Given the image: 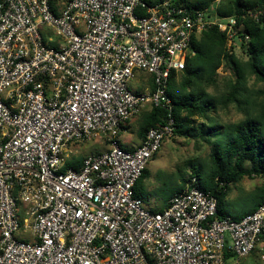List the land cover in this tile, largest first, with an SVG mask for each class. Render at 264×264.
I'll return each instance as SVG.
<instances>
[{
	"label": "built area",
	"instance_id": "2783aa9c",
	"mask_svg": "<svg viewBox=\"0 0 264 264\" xmlns=\"http://www.w3.org/2000/svg\"><path fill=\"white\" fill-rule=\"evenodd\" d=\"M211 27L243 40L236 18L183 0H0V264H236L256 249L264 202L218 219L195 177L162 211L134 193L174 137L170 75ZM138 72L151 88L129 89ZM145 107L166 118L125 150L123 127ZM93 140L105 151L66 167Z\"/></svg>",
	"mask_w": 264,
	"mask_h": 264
},
{
	"label": "trees",
	"instance_id": "16d2710c",
	"mask_svg": "<svg viewBox=\"0 0 264 264\" xmlns=\"http://www.w3.org/2000/svg\"><path fill=\"white\" fill-rule=\"evenodd\" d=\"M146 3L153 5L162 0H144ZM189 7L197 8L220 18L234 17L237 20V26H242V31L238 32V39L241 40V50L248 56V70L258 81L264 85V0H183ZM227 37L220 32L217 27H211L203 32L199 39L194 40L192 47L195 54L187 59L185 69L178 73H171L168 82V93L173 102L172 115L175 120L176 130L174 135L182 137H193V127L191 126L190 117L200 116L208 120L207 111L215 103L213 99L198 91L194 94H181L176 84L173 91L182 96L177 99L169 87H173V81L180 74L179 88L189 89L194 86L193 80L195 75L190 70V58H196L201 63V79L204 76L213 78L219 63L224 61L230 66L234 74L235 82L231 85L229 93L221 99V104L227 106L228 103L241 107L245 74L240 63L235 59L231 50H226ZM142 73V72H140ZM145 74V73H144ZM213 74V76H212ZM147 81L148 87H152V78L149 76ZM178 91V92H177ZM264 96V89L260 92ZM205 95V96H204ZM184 96V97H183ZM204 99H206L204 101ZM251 105V103H250ZM254 105V104H253ZM264 103L262 104V106ZM252 106V105H251ZM253 107V106H252ZM166 118V112L161 109H150L147 119L140 125L138 135L142 139L148 129L161 126ZM128 123V121L126 122ZM125 127H123L124 129ZM210 135H216L220 129L217 125L207 129ZM200 132L205 130L200 128ZM197 135V133H196ZM221 144L217 143L211 151V167L201 176V171L194 169L191 177H195L199 187L204 191L210 192L217 199L218 219L224 218L225 213L221 209L223 200L228 195L230 188L243 178H261L264 180V106L258 117H246L244 120L227 127L224 132ZM121 144V143H120ZM81 162L69 158L66 167L78 169ZM147 168L144 170L141 178L136 185L145 177ZM189 181V180H188ZM136 185L134 193H136ZM183 190L179 189L172 193L168 200L176 193ZM252 208L247 212H253L256 207L264 202V183L256 189L255 194L251 196ZM164 208L159 209L162 211ZM153 212H158L152 210ZM238 220L240 218H233Z\"/></svg>",
	"mask_w": 264,
	"mask_h": 264
},
{
	"label": "rangeland",
	"instance_id": "374dc122",
	"mask_svg": "<svg viewBox=\"0 0 264 264\" xmlns=\"http://www.w3.org/2000/svg\"><path fill=\"white\" fill-rule=\"evenodd\" d=\"M43 33L45 41L51 39L54 42L55 37L51 30L43 29ZM228 49L232 51L245 74L244 84L242 85L244 92L240 98L242 100L241 107L239 108L231 103L223 106L220 103L221 99L229 93L231 85L235 82L234 74L228 64L221 61L216 70V75L213 76L212 74L213 78L204 76L201 79L202 75L199 72L201 70V63L196 58H190L189 67L195 75L193 80L194 86L183 90L181 87L179 88L178 85L181 78L179 77L180 74H178L173 81V87H169V91L173 92L177 99H181L182 96H178L176 91H173L175 84L177 90L183 95L194 94L197 91L198 93H202L201 91H203L207 98L213 99L215 103L207 111L208 120L200 116L190 117L191 126L194 129L193 137L186 138L174 135L173 138L162 142L161 148L146 167L147 173L145 177L135 188L137 195L142 199L146 208L156 211L165 208L167 206V198L177 190L184 189L194 169L200 170L201 176L204 178L212 165V148L217 143L221 144L227 127L244 120L248 116L255 118L260 115L264 106H262L264 96L260 92L264 89V85L253 75H250L247 66L248 56L241 50V44L235 41V44L230 47L227 43L226 50ZM149 78V75L138 72L136 79L128 84L129 89L134 92L143 91L144 88L149 86L147 84ZM149 111L150 108L145 107L139 114L126 123L124 126L126 127V133L123 137L121 136L120 141L125 137H134L138 134L139 127L147 119ZM215 125L218 126L220 131L216 135H210L206 130L210 127L213 128ZM202 127L205 130L203 133L200 132V128ZM122 148L125 150L132 149L127 148L125 144L122 145ZM103 151H105V146L98 140H93L75 147L71 158L81 162L84 157ZM263 183L264 180L261 178H243L230 188L228 195L223 200L222 207L232 215L246 213L250 210L252 204V201H250L251 196L255 194L256 189ZM19 237L23 238L25 236L20 233ZM262 253H264V242L260 241L256 249L249 256L239 259L236 264H260L259 256ZM228 264H232V261Z\"/></svg>",
	"mask_w": 264,
	"mask_h": 264
},
{
	"label": "crops",
	"instance_id": "0c3cea01",
	"mask_svg": "<svg viewBox=\"0 0 264 264\" xmlns=\"http://www.w3.org/2000/svg\"><path fill=\"white\" fill-rule=\"evenodd\" d=\"M125 133H126V127L122 130V132H121V134H120V138H121V136L123 137V135H125ZM141 138L139 137V135L138 134H136L134 137H125V138H123L121 141H120V143H121V146L123 145V144H125L126 146H127V148H132V149H134V148H136V147H138L139 146V144H140V142H141ZM101 147H103V146H101ZM106 149V148H105ZM131 149V150H132ZM145 206V205H144ZM252 208V205H251V207H250V209ZM257 208V207H256ZM221 209L223 210V212L225 213V216L226 217H229V218H231V219H233V218H242L244 215H246V214H248L247 212L246 213H239V214H236V215H232V214H230L229 212H227L226 211V209H224L222 206H221ZM234 220V219H233ZM239 220V219H238ZM261 241H263L264 242V237L262 238V240Z\"/></svg>",
	"mask_w": 264,
	"mask_h": 264
}]
</instances>
